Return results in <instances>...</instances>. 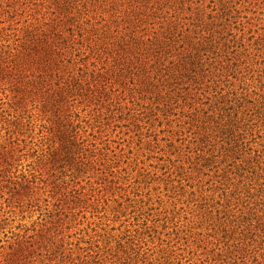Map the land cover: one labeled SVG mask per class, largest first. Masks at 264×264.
Here are the masks:
<instances>
[{
	"label": "rangeland",
	"instance_id": "obj_1",
	"mask_svg": "<svg viewBox=\"0 0 264 264\" xmlns=\"http://www.w3.org/2000/svg\"><path fill=\"white\" fill-rule=\"evenodd\" d=\"M0 264H264V0H0Z\"/></svg>",
	"mask_w": 264,
	"mask_h": 264
}]
</instances>
